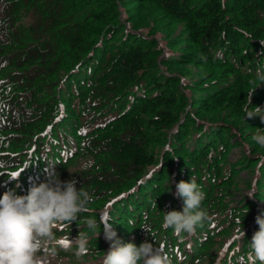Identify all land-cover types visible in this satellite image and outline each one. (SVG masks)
Instances as JSON below:
<instances>
[{"label":"trees","instance_id":"obj_1","mask_svg":"<svg viewBox=\"0 0 264 264\" xmlns=\"http://www.w3.org/2000/svg\"><path fill=\"white\" fill-rule=\"evenodd\" d=\"M149 10L188 31L177 40L186 43L184 50L172 49L161 33L160 40L148 37L159 33ZM259 41L264 0H0V196L24 195L49 171L61 181L75 179L94 200L76 221L57 223L44 248L97 260L105 250L98 233L99 210L106 206L119 240L137 246L147 240L170 252L169 264H181L176 254L185 234L164 226L161 209L182 210L172 191L193 176L205 193L201 208L208 218L190 236L187 258L191 264H245L239 261L246 262L243 252L259 229L256 217L264 218V156L255 161L258 177L247 184L254 189L241 206H229L224 198L237 188L226 156L231 143L205 111L225 110L246 123L248 134L240 132L247 143L264 128L244 111L247 93L264 73ZM251 102L264 104V83ZM254 143L251 151H263ZM249 154L243 150L236 160L250 164ZM77 157L84 163L76 164ZM128 207L132 224L125 223ZM88 219L96 220V229ZM242 228L247 236L232 238L220 257L210 250L212 236L233 237ZM205 232L210 240L203 248Z\"/></svg>","mask_w":264,"mask_h":264},{"label":"clouds","instance_id":"obj_2","mask_svg":"<svg viewBox=\"0 0 264 264\" xmlns=\"http://www.w3.org/2000/svg\"><path fill=\"white\" fill-rule=\"evenodd\" d=\"M259 42L264 45V41ZM256 79L260 84L264 83V73L258 74ZM251 83L255 85V80ZM260 84L247 93L248 106L244 111L248 118L258 116L264 123V108L253 106L251 102ZM252 139L264 148V128H256ZM15 178L17 175L11 177ZM76 184L75 179L61 181L58 174L49 171L47 179L33 184L26 195L6 191L0 196V264H41L38 253L42 244L53 237V227L60 222L76 221L79 214L94 200L93 194L82 187L77 188ZM175 189V196L183 202L182 210L163 212V224L172 228L175 234L191 235L208 218L207 211L201 208L205 193L193 176L189 181L181 180ZM152 206L157 207L155 201ZM256 223L259 229L248 244L247 258L249 264H264V218L257 215ZM86 224L90 229L97 228L94 219H88ZM104 233L111 245L104 252L101 264H169L168 257L154 243L147 240L139 246L132 242L124 243L117 238L111 225L104 227ZM240 234L242 238L245 236L243 228Z\"/></svg>","mask_w":264,"mask_h":264},{"label":"rangeland","instance_id":"obj_3","mask_svg":"<svg viewBox=\"0 0 264 264\" xmlns=\"http://www.w3.org/2000/svg\"><path fill=\"white\" fill-rule=\"evenodd\" d=\"M135 6H131V8H134ZM120 8V7H119ZM149 14L154 17L155 22L154 25L156 24L159 28H158V32L155 35H148L149 38H156L158 40H160V35L163 34L162 36L164 38V42L168 43L170 45V47L174 50H184V46H186V43L184 41H177L178 39H183L184 37H188L189 33L188 31L185 30V28L180 24V23H176V24H171L168 23V21L166 20L165 17H162V13L161 12H157L154 10H149L148 11ZM133 14L135 13V10L132 12ZM122 14H123V10L120 8V20H122ZM158 16V17H157ZM155 25V26H156ZM161 33V34H160ZM167 34V36H166ZM175 41V44L173 43ZM162 42V43H164ZM167 51L166 48H164L163 53ZM163 56L160 55L158 57V60L161 59V57ZM185 67H187L189 70L196 72V68L193 64H189V62L185 63ZM198 74H201L200 72ZM264 108V104L260 103V106ZM203 110V109H202ZM205 115H207L208 117H210L211 119H215V121L217 122L216 124H214V128H220L224 133V137L227 138V140H229V142L231 143L230 148L228 150V152L226 153L227 158L234 163V168L236 170L235 174V180L237 182V188L235 189H230L229 192V196L228 198H224V200H229L228 204L231 207L234 206H241L240 204V200H242L244 198V195H246V193H249L248 190L252 188V190L254 189V184H252V187H248L247 184L251 183L252 181L256 180V178L258 177V173L255 167V161L259 160L260 157L264 156V148L263 151L258 150H253L254 147V140L252 139L253 136H250L249 138H247V142H245L246 138H241V132L245 133V135L248 134L247 126L246 123H242L239 122L238 119L229 116L227 114V112H225V110H218L216 108L213 109H207V111H205ZM210 125V124H209ZM175 129H171L169 132V140H170V136L172 134H170L172 131H174ZM241 131V132H240ZM173 133V132H172ZM249 139V140H248ZM241 140V141H240ZM253 140V141H250ZM239 142V144H238ZM167 143H170V141H167ZM259 147V146H258ZM245 150L246 153H250L249 156L251 157V160H253L252 163L250 164H245L244 162L241 163L243 160H236L241 152ZM262 162V161H261ZM261 162H259L261 164ZM76 164H83L84 163V158L83 157H77V160L75 162ZM152 164L151 162L147 163V167L148 170L151 171L152 167L154 165H150ZM158 167H160L159 165H157ZM154 172V171H153ZM171 190V189H170ZM171 192V191H169ZM173 193H175L174 191H172ZM250 192H252L250 190ZM175 196V195H174ZM262 201H260L259 203H261ZM163 209H161V213L164 215L163 213ZM130 213V212H128ZM99 235H102V232H100ZM246 235V234H245ZM95 236L98 238V235L95 234ZM225 236V235H223ZM91 236H87V241L90 240ZM104 240L105 239V233L103 234L102 237ZM216 238V237H215ZM216 240L213 243V246L210 248V250L213 248L216 250V254L219 255V253L222 251L221 249H223V244L224 241L226 240L227 237H222V238H216ZM157 239H161V237H157ZM109 242V243H108ZM108 249L110 248L111 242L108 241ZM209 242L208 240H206L201 247H206L205 243ZM124 243H128L127 241H125ZM210 245V244H209ZM211 246V245H210ZM244 245L241 246V248H243ZM202 249L200 248L199 251H201ZM220 250V252H219ZM76 251H71L70 253L67 254H63L61 256H59L58 258L60 259H56L53 258V256L48 257L50 261H55L59 264H96V259L94 258H90V254H86L85 256H81L76 254ZM101 257V256H100ZM102 258V257H101ZM101 258H97L99 260V262H101ZM205 261V260H204ZM203 261V262H204Z\"/></svg>","mask_w":264,"mask_h":264},{"label":"snow or ice","instance_id":"obj_4","mask_svg":"<svg viewBox=\"0 0 264 264\" xmlns=\"http://www.w3.org/2000/svg\"><path fill=\"white\" fill-rule=\"evenodd\" d=\"M12 175H14V176H15V175H18V173H13Z\"/></svg>","mask_w":264,"mask_h":264}]
</instances>
